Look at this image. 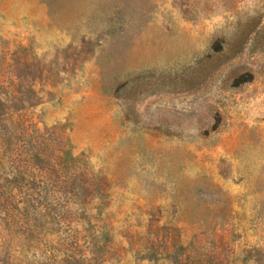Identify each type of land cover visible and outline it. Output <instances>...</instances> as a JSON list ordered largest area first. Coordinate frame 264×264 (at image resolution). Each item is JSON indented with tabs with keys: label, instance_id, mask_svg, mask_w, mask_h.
<instances>
[{
	"label": "rangeland",
	"instance_id": "obj_1",
	"mask_svg": "<svg viewBox=\"0 0 264 264\" xmlns=\"http://www.w3.org/2000/svg\"><path fill=\"white\" fill-rule=\"evenodd\" d=\"M218 263L264 264V0H0V264Z\"/></svg>",
	"mask_w": 264,
	"mask_h": 264
},
{
	"label": "trees",
	"instance_id": "obj_2",
	"mask_svg": "<svg viewBox=\"0 0 264 264\" xmlns=\"http://www.w3.org/2000/svg\"><path fill=\"white\" fill-rule=\"evenodd\" d=\"M19 128L21 129L20 130L21 134H23V136H25V133H26L28 127H26V126H20ZM218 264H220V263H218Z\"/></svg>",
	"mask_w": 264,
	"mask_h": 264
}]
</instances>
